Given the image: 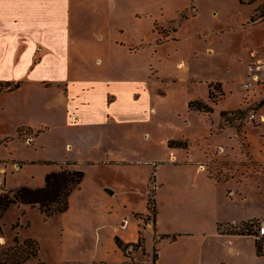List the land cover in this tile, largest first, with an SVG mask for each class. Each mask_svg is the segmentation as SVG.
Masks as SVG:
<instances>
[{
	"label": "rangeland",
	"instance_id": "rangeland-1",
	"mask_svg": "<svg viewBox=\"0 0 264 264\" xmlns=\"http://www.w3.org/2000/svg\"><path fill=\"white\" fill-rule=\"evenodd\" d=\"M255 4L254 16L259 19L264 16V0ZM70 11L71 24L82 23L77 30L82 43L103 37L97 43L98 55L107 54L100 46L109 39L135 45L131 48L135 53L114 51L112 65L130 81L125 100L135 94L140 107L145 102L155 110L151 124L137 129L140 135L153 134L151 141L146 140L155 139L151 153L166 157V139H181L174 143L177 146L189 139L194 149L203 147L208 155L209 173L220 182L232 179L227 188L243 194L242 199L237 197L239 210L264 212V29L241 31L236 21L246 22L249 10L221 0H70ZM257 23L250 20L251 25ZM249 81L254 87L247 90L244 85ZM190 102H204L213 112L190 111ZM222 112L228 115L223 118ZM0 129L11 133L9 124ZM32 133L23 129L20 138ZM116 136L111 130V137ZM27 149L25 143L0 148V161L10 152L21 161L28 156ZM83 152V157H92ZM52 153L38 150L37 156L53 157ZM9 163H0V169H7L0 172L4 192L43 188L47 170L54 167L24 165L20 170ZM82 171L81 188L71 195L65 213L46 218L39 207H9L0 219V252L13 246L18 236L21 242L34 240L40 248L39 255L25 264H120L115 236L135 239L133 226L120 223L132 209L144 212L148 206L142 200L126 204L122 198L105 195L101 185L108 175L101 168L84 166ZM137 217L150 224L154 220L151 211ZM126 255L130 263L146 261L143 248H132Z\"/></svg>",
	"mask_w": 264,
	"mask_h": 264
},
{
	"label": "crops",
	"instance_id": "crops-1",
	"mask_svg": "<svg viewBox=\"0 0 264 264\" xmlns=\"http://www.w3.org/2000/svg\"><path fill=\"white\" fill-rule=\"evenodd\" d=\"M221 1L249 10L246 22L236 19L241 31L264 29V21L250 24L255 1ZM70 14V0H0V83L19 84L0 94V127L11 125V133L0 129V148L9 149L14 143L29 148L21 161L10 152L0 163L12 162L20 170L24 165L51 163L54 167L46 175L68 163L79 170L101 168L108 175L101 185L103 193L126 204L142 200L148 206L153 179L155 222L137 217L147 215L148 207L144 212L132 209L120 224L132 225L135 239L115 236L130 246L127 252L142 240L138 248L146 253L144 264H264L252 235L225 231L264 218V212L239 210L237 197L242 199L243 194L229 189L232 179L220 182L209 173L203 147L194 149L189 139L170 147V142L181 139H166L168 156L155 157L151 153L155 139L146 142L153 134L138 133L139 127L151 124L155 110L145 102L140 107L135 94L125 100L130 81L112 65L114 51L135 53L131 50L135 45L109 39L100 46L107 54L98 55L97 43L103 37L82 43L77 33L82 23L72 25ZM23 129L33 135L22 140ZM111 130L116 137H111ZM38 150L55 155L40 158ZM84 150L92 157H83ZM115 245L119 263L134 264Z\"/></svg>",
	"mask_w": 264,
	"mask_h": 264
},
{
	"label": "trees",
	"instance_id": "trees-1",
	"mask_svg": "<svg viewBox=\"0 0 264 264\" xmlns=\"http://www.w3.org/2000/svg\"><path fill=\"white\" fill-rule=\"evenodd\" d=\"M246 0H241L245 2ZM257 0H249L252 3ZM246 3V2H245ZM264 21V16L257 19L253 15L251 18L252 23ZM19 84L0 83V94L12 91L16 89ZM4 90H3V89ZM3 90V91H2ZM212 99V95H210ZM191 110L203 113L211 114L213 109L204 102H192L189 105ZM228 115L226 112H222L221 116L225 118ZM170 147H174V142L169 143ZM67 168H62L58 172H52L45 177V186L40 189H31L28 187H22L14 191L4 192L0 189V219L5 212L12 205L39 207L40 212L46 217L50 218L55 214L65 213L69 209V199L71 195L80 189L81 184L85 178V173L82 170L75 169L72 164H66ZM154 203V208L152 207ZM148 211L154 214L155 222L157 216V206L155 202V185L153 179L151 180V188L148 198ZM17 223L14 227L17 228ZM252 226L245 225L242 229H235L228 233L251 235ZM115 243L123 253H127L129 245L124 244L119 238H115ZM142 246V240L137 245H133L134 248ZM258 249V247H257ZM40 248L37 242L32 239H25L20 241L18 236L14 238V245L2 249L0 252V264H25L30 259L39 255ZM44 264V263H39Z\"/></svg>",
	"mask_w": 264,
	"mask_h": 264
},
{
	"label": "built area",
	"instance_id": "built-area-1",
	"mask_svg": "<svg viewBox=\"0 0 264 264\" xmlns=\"http://www.w3.org/2000/svg\"><path fill=\"white\" fill-rule=\"evenodd\" d=\"M244 87L247 90L252 89L254 87V82L249 81ZM253 119H255L254 115L251 116V120ZM262 121H264V117ZM250 226H252L251 235L256 240L258 251L260 254L264 255V218L251 222Z\"/></svg>",
	"mask_w": 264,
	"mask_h": 264
},
{
	"label": "bare ground",
	"instance_id": "bare-ground-1",
	"mask_svg": "<svg viewBox=\"0 0 264 264\" xmlns=\"http://www.w3.org/2000/svg\"><path fill=\"white\" fill-rule=\"evenodd\" d=\"M211 51V50H210Z\"/></svg>",
	"mask_w": 264,
	"mask_h": 264
}]
</instances>
